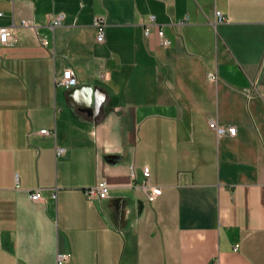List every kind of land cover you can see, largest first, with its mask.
I'll list each match as a JSON object with an SVG mask.
<instances>
[{"label":"crops","instance_id":"0c3cea01","mask_svg":"<svg viewBox=\"0 0 264 264\" xmlns=\"http://www.w3.org/2000/svg\"><path fill=\"white\" fill-rule=\"evenodd\" d=\"M0 12L17 39L0 46V264H264V0H0ZM65 70L70 90L56 86ZM100 181L108 196L88 199Z\"/></svg>","mask_w":264,"mask_h":264},{"label":"built area","instance_id":"2783aa9c","mask_svg":"<svg viewBox=\"0 0 264 264\" xmlns=\"http://www.w3.org/2000/svg\"><path fill=\"white\" fill-rule=\"evenodd\" d=\"M8 1H13V0H8ZM3 17V14L0 12V18ZM214 20L215 23H222L224 21L223 16L219 13L216 12L214 14ZM64 21V15L59 14L53 17H50L48 19V27L54 29L57 27L62 26V23ZM183 23V22H182ZM20 26L22 27H30L34 28L31 26V24L26 21L22 20L20 21ZM154 26V17H149V23L148 26L145 27L144 29V36L149 35L150 28ZM94 28L96 31L95 35V41L96 44L102 45L105 41V22L103 18H95L94 19ZM157 37L159 39V45L162 48H167L170 46V42L165 38L164 32L161 28L157 29ZM16 33L14 29L10 26H0V46H8L16 43ZM43 44L44 41H43ZM212 80H214V77H210ZM77 85V80L76 78L72 75L70 70H65L61 77L56 79V86L60 87L65 90H70ZM208 126L211 130L215 132V134L218 137H223V136H229V137H234L236 135V129L234 127H223L218 125L215 121H209ZM40 134L43 135H48L49 132L46 130L40 131ZM56 156H60L63 153V149L61 148H56L55 150ZM130 173L132 177L134 176V169L132 167L129 168ZM149 169L147 167L142 169V176L144 181L146 182L149 179ZM17 179V178H16ZM144 183V182H143ZM108 191L109 187L106 182L100 181L96 183L94 186L87 188L84 190V195L88 199H97V200H103L108 196ZM161 194V189L159 187H148L147 192H146V198L148 202H153L159 195ZM52 197L55 199V195H52ZM30 200L32 202H39L41 200V196L39 191H35L30 194ZM68 259L67 255H62V254H57L56 255V260L55 264H65Z\"/></svg>","mask_w":264,"mask_h":264},{"label":"water","instance_id":"95a60500","mask_svg":"<svg viewBox=\"0 0 264 264\" xmlns=\"http://www.w3.org/2000/svg\"><path fill=\"white\" fill-rule=\"evenodd\" d=\"M92 91H93V94H94V100H93L94 112H95V114H97V112L100 109V106L102 105V103L104 101V95L97 88L92 89Z\"/></svg>","mask_w":264,"mask_h":264}]
</instances>
